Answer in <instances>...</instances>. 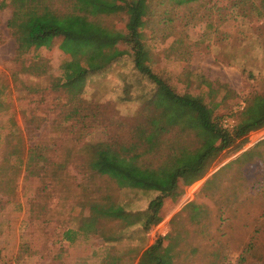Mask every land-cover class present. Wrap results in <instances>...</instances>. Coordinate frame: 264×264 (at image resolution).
I'll return each mask as SVG.
<instances>
[{
    "label": "rangeland",
    "instance_id": "1",
    "mask_svg": "<svg viewBox=\"0 0 264 264\" xmlns=\"http://www.w3.org/2000/svg\"><path fill=\"white\" fill-rule=\"evenodd\" d=\"M10 1L0 0V264H62L78 247H83L77 256L82 264H106L131 255L127 251L133 247V257L122 262L130 264L148 239L154 243L165 235L175 242L173 264L263 261L264 146L258 148L261 156L230 163L264 138V127L250 131L240 148L223 151L205 177L187 185L178 198L168 197L163 221L149 234L107 214L89 218L94 204L143 210L159 193L156 189H162L122 186L100 174L89 162L93 149L87 145L130 141L138 122L157 115L167 128L163 150L139 142L128 157L164 173L165 157L194 159L216 139L188 110L156 96V85L135 68L131 54L88 74L71 91L60 86L62 64L73 56L62 50L60 38L50 47L18 53L8 25ZM29 2L47 18L84 16L74 10L73 0ZM152 6L144 31L156 70L178 93L203 95L224 127L245 120L249 100L264 94L259 0H197L188 5L153 0ZM85 16L100 31L103 24L124 28L121 15ZM90 49L79 46L74 56ZM150 186L156 189L146 188ZM190 203L205 209L197 222L183 211H192ZM80 227L84 230L78 231Z\"/></svg>",
    "mask_w": 264,
    "mask_h": 264
},
{
    "label": "trees",
    "instance_id": "2",
    "mask_svg": "<svg viewBox=\"0 0 264 264\" xmlns=\"http://www.w3.org/2000/svg\"><path fill=\"white\" fill-rule=\"evenodd\" d=\"M152 1L73 0L74 10L84 16L69 14V17L47 18V14L39 13L29 0H11L9 4L12 6V15L8 21L9 27L16 36L20 54L32 48L50 47L54 40L62 39V50L73 57L62 64L63 81L59 85L70 91L85 80L88 74L105 70L123 55L131 54L135 68L156 85V96H164L178 108L188 110L198 119L201 126L215 137L216 140L200 148L194 159L176 160L170 156L165 157L167 170L164 173L145 169L130 161L128 157V153L135 149L139 142L148 143L157 150H163L161 138L167 133V128L160 122L157 115L149 122H138L133 131L135 140L87 145L93 149L89 162L100 174L110 176L122 186L138 187L151 184L162 189L159 191L153 186L146 187L151 190L156 189L159 193L151 198L148 206L143 210L129 211L119 204H112L108 208L101 209L98 204H94L91 206L89 218L96 220L94 214H107L125 220L128 226H142L148 233L154 225L163 221L168 197L173 200L178 198L187 185L205 177L223 151L231 147L240 148L250 131L264 127V94H257L249 100L246 105L245 120L238 122L232 128H226L219 117L213 118L203 95L189 92L178 93L156 70L145 42L144 31L152 13ZM174 1L180 5H188L197 0ZM257 13L259 16H264V0H259ZM85 15L94 17L121 15L124 28L117 29L103 24L100 31L87 20ZM121 44H126L127 48H121ZM83 45H89L91 49L84 56L75 57V50ZM2 91L0 88V94ZM1 104L0 101V107ZM260 146H264V138L243 151L230 164L250 161L256 154L257 157L261 156L262 154L258 152ZM261 161L263 162L262 159ZM207 182H210V179ZM188 207L192 208V211L187 207H184L183 211L187 209L189 218L197 222L205 209L196 203H190ZM82 230H84L83 227L78 229V231ZM180 234V232L177 233V238ZM73 237L68 236L67 239L72 241ZM171 237L173 238L167 235L159 236L142 252L138 264H173L177 251L174 249L175 242ZM116 259L119 257L111 259L106 264ZM259 264H264V260Z\"/></svg>",
    "mask_w": 264,
    "mask_h": 264
},
{
    "label": "crops",
    "instance_id": "3",
    "mask_svg": "<svg viewBox=\"0 0 264 264\" xmlns=\"http://www.w3.org/2000/svg\"><path fill=\"white\" fill-rule=\"evenodd\" d=\"M148 234H149V233H148ZM148 236H149V235H148ZM151 244H152V242H150V240L148 239V244L145 246L144 250H145L148 246H150ZM82 248H83V247H78L75 251H74V249H73V250H72L73 254L71 255V257H70V258H67V259H63V260L61 261L62 264H82L83 261L77 259V256L79 255V253L82 252ZM144 250H142V252H143ZM127 252H130L131 255L124 256L123 259H122V257H119V259L112 260V261H111L112 263H109V264H122L123 260H124V262L127 263V262H128L127 260H129L130 257H133V254H132V252H133V247H128V251H127ZM142 252H141V254H142ZM141 254H140V255H141ZM139 258H140V256H136V258H134V259H136V260H134V262H132V263H130V264H138ZM132 260H133V259H132ZM132 260H131V261H132ZM107 263H108V262H107Z\"/></svg>",
    "mask_w": 264,
    "mask_h": 264
}]
</instances>
